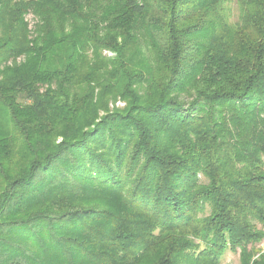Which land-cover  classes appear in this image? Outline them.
Segmentation results:
<instances>
[{
    "label": "trees",
    "instance_id": "obj_1",
    "mask_svg": "<svg viewBox=\"0 0 264 264\" xmlns=\"http://www.w3.org/2000/svg\"><path fill=\"white\" fill-rule=\"evenodd\" d=\"M263 240L264 0H0V264Z\"/></svg>",
    "mask_w": 264,
    "mask_h": 264
},
{
    "label": "rangeland",
    "instance_id": "obj_2",
    "mask_svg": "<svg viewBox=\"0 0 264 264\" xmlns=\"http://www.w3.org/2000/svg\"><path fill=\"white\" fill-rule=\"evenodd\" d=\"M229 10H230V19L232 22H235L237 21V18H238V10H237V7H236V4L233 2H231V4L229 5ZM26 20L27 22H29L30 25H32V17L29 16V17H26ZM113 55L111 53H107V57L111 58ZM115 107L117 108H122L123 107V104L122 103H119L117 102L115 104ZM256 249L258 251H264V240L262 241L261 244L259 245H256ZM221 264H239V252L236 251V252H231L229 250L225 251L224 255L222 256L221 258Z\"/></svg>",
    "mask_w": 264,
    "mask_h": 264
}]
</instances>
